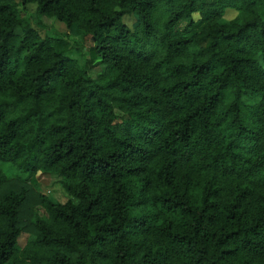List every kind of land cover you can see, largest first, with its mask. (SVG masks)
I'll use <instances>...</instances> for the list:
<instances>
[{"label":"trees","instance_id":"obj_1","mask_svg":"<svg viewBox=\"0 0 264 264\" xmlns=\"http://www.w3.org/2000/svg\"><path fill=\"white\" fill-rule=\"evenodd\" d=\"M0 264H264V0H0Z\"/></svg>","mask_w":264,"mask_h":264},{"label":"rangeland","instance_id":"obj_2","mask_svg":"<svg viewBox=\"0 0 264 264\" xmlns=\"http://www.w3.org/2000/svg\"><path fill=\"white\" fill-rule=\"evenodd\" d=\"M27 14L25 15L27 19L30 20V24L33 29L37 30L40 35H49V36H64L65 34L68 35L69 40L72 42L73 40L79 41L78 46L74 47L71 56L73 58H77L82 63V56L83 50L89 47L88 40H85L84 43L80 40H77V35L75 34V31L73 29L67 30L62 24L56 22L53 19H47V18H36L34 17L35 13V7L29 6L27 9ZM235 17V12H228L226 14V19H232ZM128 25L130 22H127ZM84 46V47H82ZM99 69H94V73H98ZM2 169L4 173L8 176H18L21 175V173L11 168L9 165H2ZM34 188L39 191L40 193L45 194L46 196L52 197L54 200L59 202H65L68 199V195L63 190L60 180L52 175L47 174H41L40 172L36 174L34 177ZM26 235H22L19 239V245L23 246L26 240Z\"/></svg>","mask_w":264,"mask_h":264}]
</instances>
